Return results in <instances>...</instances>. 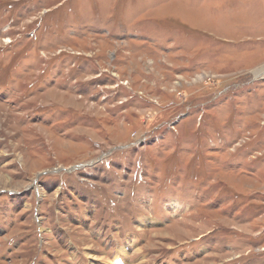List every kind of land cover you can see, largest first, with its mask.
Returning <instances> with one entry per match:
<instances>
[{
	"label": "rangeland",
	"instance_id": "obj_1",
	"mask_svg": "<svg viewBox=\"0 0 264 264\" xmlns=\"http://www.w3.org/2000/svg\"><path fill=\"white\" fill-rule=\"evenodd\" d=\"M0 264H264V0H0Z\"/></svg>",
	"mask_w": 264,
	"mask_h": 264
},
{
	"label": "bare ground",
	"instance_id": "obj_2",
	"mask_svg": "<svg viewBox=\"0 0 264 264\" xmlns=\"http://www.w3.org/2000/svg\"><path fill=\"white\" fill-rule=\"evenodd\" d=\"M117 258H119V257H116L113 261H112V263H115V262H117L116 260H117ZM119 263V262H118Z\"/></svg>",
	"mask_w": 264,
	"mask_h": 264
}]
</instances>
